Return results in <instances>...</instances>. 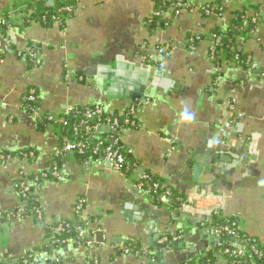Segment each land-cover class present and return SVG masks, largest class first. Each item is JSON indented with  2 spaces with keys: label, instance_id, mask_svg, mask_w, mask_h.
<instances>
[{
  "label": "crops",
  "instance_id": "1",
  "mask_svg": "<svg viewBox=\"0 0 264 264\" xmlns=\"http://www.w3.org/2000/svg\"><path fill=\"white\" fill-rule=\"evenodd\" d=\"M30 1L0 0V14L12 21L0 32V154H34L0 160V211L15 215L0 225V264L19 263L31 251L32 264L198 262L217 243L201 226L205 218L148 198L138 188L144 174L183 201L219 195L223 217L239 219L264 246V0H187L179 15L172 6L160 19L155 0H75L64 24L27 25ZM211 5L217 12L207 14ZM239 11L260 20L235 35L230 50L216 51ZM168 44V58L145 61ZM236 50L259 70L237 62ZM111 76L116 81L107 85ZM33 90L40 114L57 121L95 105L123 119L135 105L136 126L118 136L132 170L112 169L103 154L61 155V125L26 109ZM103 127L98 139L113 140ZM55 164L62 180L53 176ZM29 196L38 206L26 215ZM80 200L79 221L103 232L104 243L52 245L48 228L76 225ZM175 237L182 242H161ZM122 244L146 253L125 255ZM214 264L228 262L217 257Z\"/></svg>",
  "mask_w": 264,
  "mask_h": 264
},
{
  "label": "built area",
  "instance_id": "2",
  "mask_svg": "<svg viewBox=\"0 0 264 264\" xmlns=\"http://www.w3.org/2000/svg\"><path fill=\"white\" fill-rule=\"evenodd\" d=\"M57 1H66V0H57ZM187 0H177V3L174 6V10L176 12V15H179L182 11V6L185 4ZM217 6L211 5L208 6L206 9L207 14H213L217 10ZM217 12V11H216ZM73 13V7L67 6L64 8H60L56 11V15L53 16V21L57 22L59 24H62V22H66L67 17L70 16V14ZM159 16L160 13H156L155 16ZM11 20L7 19L5 16L0 14V27L3 26H9L11 25ZM198 40H201V38L192 39L191 43L194 45V43ZM171 46L164 45L160 46L158 49V56H149L145 57L146 62H160L162 59L168 58L171 53ZM235 60L242 64L240 61L241 57L239 55L234 56ZM253 71L259 70L258 64L255 62H252L250 59L246 60V63ZM264 76V73L261 74ZM67 78H69V75H67ZM39 104V98L36 94V92L30 91L28 100H27V110L36 118H40L41 120H44L47 123H54V124H60L61 127L66 124V120H60L57 121L53 116H46L43 117L38 109ZM3 107H6L5 104H2ZM135 106V105H134ZM132 107L130 109V112L125 115L123 119L120 118H113V119H107L105 121V124H100L103 121L106 109L102 105H95L93 108L88 109L85 113V119L83 121V124L86 127V134L90 135L91 137L97 138L98 134V128L99 127H109L112 135V142L113 144H108L104 140H99L94 147L93 154H103L105 156V160L111 165L112 169L122 172L124 169H126L128 162L126 159V156L124 155L122 151V146L116 147V145L120 144V139L118 138L120 132L124 130V126L134 124L132 122L131 118L134 116L135 113V107ZM71 113H75L74 109H70ZM131 117V118H130ZM97 122L96 125H92L90 123ZM228 127L231 125V123L227 124ZM75 132H78V129H75ZM90 143L87 140H81V141H72L69 138H64L61 155H72V154H85V152L89 149ZM19 158H23L24 160H28L29 158H34L33 153H25L21 152L17 155L13 154H0V160H5L7 162H13ZM53 176L57 178L58 180H62L63 177H61L60 171L58 166L55 164L53 168ZM43 179H47V175L43 176ZM19 188L23 192V195L25 197H28L30 193L29 187L25 183H21ZM138 188L145 192V195L148 198H154L159 197V202L161 204H169L173 203L172 199V192L170 190L166 189L162 184L159 182L153 181V178L150 175L144 174L140 177ZM221 199L219 198V195L212 193L210 191H205L203 193H197L191 195L185 202L182 203L181 209L184 212H189L194 215H200L205 218L201 222V226L203 228H207L208 230H211V232L214 234L215 238L217 239V243L215 246H213L211 249H208L206 254L209 253L215 254L216 258H223L227 256H231L235 258L233 264H262V261L264 259V252L260 250L256 245L252 244V241L250 238L246 236V231L243 229L242 224L233 222L228 223L223 226H214L212 225L211 221L214 216H219L221 218H224L221 214ZM84 211V202L82 200L78 201L76 205L75 212L77 213L79 219L76 222L75 225L76 228V235L74 237H66L63 239L58 238L55 234L64 232L68 226H57L50 230L49 240L52 245L54 246H65L73 244L75 246H91L96 243L95 234L92 232V228L86 227L85 225L81 224L79 221ZM20 214V213H19ZM14 214L9 213H3L0 211V225H5L8 222H11L14 219ZM89 228V229H88ZM91 235V240H86L87 236ZM93 235V236H92ZM224 236L230 237L231 241L226 242L223 244L221 242V238ZM162 243H173L178 244L182 242V239L180 237H175L172 239L164 238L161 240ZM120 251L124 253L125 255H140L141 252L140 249H137L135 247H132L127 244H122L120 246ZM30 259H34V252L31 251L23 260L22 264H29ZM238 260V261H237ZM93 264H100L98 259L93 260ZM200 264V263H199Z\"/></svg>",
  "mask_w": 264,
  "mask_h": 264
},
{
  "label": "trees",
  "instance_id": "3",
  "mask_svg": "<svg viewBox=\"0 0 264 264\" xmlns=\"http://www.w3.org/2000/svg\"><path fill=\"white\" fill-rule=\"evenodd\" d=\"M48 2H49V0H31L29 2L28 7L34 11V14L30 17L29 20L26 21L27 25H30L32 22H36V23L43 24V25L49 24L51 21H53V16L56 15V11L58 9L64 8L67 6L74 7V4H75L74 3L75 0L58 1L56 7L50 8V7H48ZM155 3H156V7H157V12L160 13V15L159 16L156 15V17L158 19H160L169 8H171L172 6L173 7L175 6V4L177 3V0H155ZM258 8L259 7H257V10H258ZM259 20L260 19H258V21ZM258 21H256V23ZM156 22L157 21H155V23H153V24H156ZM256 23L255 24L253 23V18L248 17L246 15V12H243V11L236 12L235 18L232 21V24L230 26L229 34L228 33L226 34V40H223L222 42L219 43V45L216 48V51L230 50L232 48V45H233V40H234L233 37L235 35H239L241 33L240 31H243L245 34L251 32L253 27L256 25ZM62 24H64V22H62ZM2 31H3V28L0 27V32H2ZM198 41H200V40H198ZM198 41H196V42H198ZM231 54H233L234 56L236 54L239 55L241 57V59H240V61L242 62L241 65H243V66L246 65L245 63H246L247 58L243 55V53L238 52L236 50L235 53H231ZM26 108H27V104H26ZM91 108H93V106L84 108L82 110H77V112H75V113H73V114H71L65 118L66 124H64L62 126L63 142H64V138H69L70 140H72L74 142L75 141H81V140L89 141V143H90L89 149L85 152V154H80L84 157H86V156L90 157L93 155L94 147L96 146L97 142L100 140V139H98V137L94 138V137H91L90 135H87L86 129L83 128L84 127L83 121L85 119V113L87 112L88 109H91ZM129 112H130V110L127 111V114ZM113 118H116V117L109 114L108 112H105L103 121L100 124H105V121H107V119H113ZM131 120H132V122H134V124L126 125V126H124V129L127 127L136 126L134 116H132ZM90 124L96 125L97 122H92ZM75 129H78V132H75ZM101 140L106 141L108 144H113L112 140H109V139H107V140L101 139ZM118 146H122V148H123L122 151H123V153L127 159V157H128L127 156V150H126V148H124L121 141H120V144L116 145V147H118ZM127 162H128V160H127ZM131 170H132V166L130 168V166L128 164L126 169H124V172H130ZM42 179H43V177L39 178V181ZM153 181L159 182V181L155 180L154 178H153ZM30 196H29V202H28V204L26 206V210H25L26 215L31 214L32 209H36V207L38 206L37 203H35L34 198H32ZM155 198L157 199V201H159V197H155ZM180 198H181L180 195L174 193L172 195L173 204L180 206L183 202H185V200L183 201ZM18 213L24 214L23 211L18 212ZM233 222L241 224L239 219L229 218V217L228 218L227 217L221 218L219 216H214L212 221H211L212 225H214V226H223V225H226L228 223H233ZM62 225L68 226V228L64 232H60V233L55 234L58 238L63 239L66 237H74L77 234L76 228H75V225L73 222H66L64 224L62 223ZM57 226H59V225H57ZM57 226H54V227H57ZM54 227L48 228L49 235H50V230ZM245 234L248 238L251 239L252 244L256 245L258 248H260L261 251L264 252V246L256 238L250 236L248 233H245ZM229 241H231V239L228 236H224L223 238H221V242L223 244H225L226 242H229ZM130 246H132V244ZM132 247H134V246H132ZM226 259H227L228 264H233L234 260H236L235 258H233L231 256H227ZM215 261H216L215 254L209 253L208 255L207 254L203 255L198 262H196V260H194L191 264H199V263L200 264H214ZM33 262H34V259H30L29 263L32 264ZM3 264H6V263H3ZM16 264H22V261H20L19 263H16ZM241 264H243V262ZM262 264H264V259L262 261Z\"/></svg>",
  "mask_w": 264,
  "mask_h": 264
},
{
  "label": "water",
  "instance_id": "4",
  "mask_svg": "<svg viewBox=\"0 0 264 264\" xmlns=\"http://www.w3.org/2000/svg\"><path fill=\"white\" fill-rule=\"evenodd\" d=\"M117 75H120L119 73H117ZM107 85H111L113 84L115 81H116V78L115 77H110V78H107ZM121 82L119 81L118 84H120ZM104 127H99L98 128V133L103 129ZM109 164V163H108ZM110 165V164H109ZM94 231V230H93ZM95 237H96V242L97 243H104V233L103 232H95ZM173 245H169V248L166 250V252H170L169 250L172 248L173 249ZM158 248L159 246L157 244L154 245L153 249L155 252H158Z\"/></svg>",
  "mask_w": 264,
  "mask_h": 264
}]
</instances>
